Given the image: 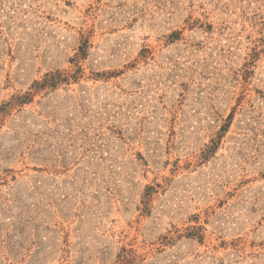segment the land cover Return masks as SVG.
<instances>
[{"label":"rangeland","instance_id":"obj_1","mask_svg":"<svg viewBox=\"0 0 264 264\" xmlns=\"http://www.w3.org/2000/svg\"><path fill=\"white\" fill-rule=\"evenodd\" d=\"M0 264H264V0H0Z\"/></svg>","mask_w":264,"mask_h":264}]
</instances>
